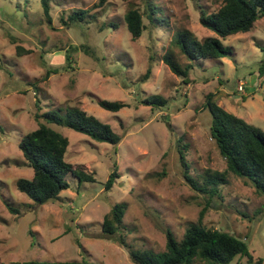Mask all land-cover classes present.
Segmentation results:
<instances>
[{
	"label": "rangeland",
	"instance_id": "1",
	"mask_svg": "<svg viewBox=\"0 0 264 264\" xmlns=\"http://www.w3.org/2000/svg\"><path fill=\"white\" fill-rule=\"evenodd\" d=\"M151 1L161 9L162 26L152 24L149 0H108L102 9L95 8L100 0H49L51 24L42 0H0V264H134L131 250L165 252L167 231L181 239L191 223L244 240L249 253L264 260V196L228 170L211 138L206 108L212 95L226 111L264 131V18L249 33L223 40L233 56L200 61L184 79L162 58L171 52L188 66L174 43L176 33L189 30L201 41L214 36L200 22L201 7L212 13L221 2ZM132 8L145 25L138 40L125 21ZM73 9L97 16L65 26L61 16ZM152 96L167 99V106L143 103ZM99 99L128 107L113 113ZM72 107L110 125L122 141L100 143L48 124L69 140L66 161L95 173L96 182L69 175L70 188L60 200L41 206L17 188L19 179L33 177L19 143L44 123L38 111L64 114ZM183 146L188 169L180 161ZM114 169L118 178L107 191ZM208 173L225 175L217 194L196 190L186 178L202 185ZM118 204L127 205L125 228L110 237L103 222ZM246 261L238 257L230 264Z\"/></svg>",
	"mask_w": 264,
	"mask_h": 264
},
{
	"label": "trees",
	"instance_id": "2",
	"mask_svg": "<svg viewBox=\"0 0 264 264\" xmlns=\"http://www.w3.org/2000/svg\"><path fill=\"white\" fill-rule=\"evenodd\" d=\"M107 1L100 0L95 8L102 9ZM219 1L221 6L217 11L208 13L201 7L200 12L202 26L212 31L214 36H209L201 41L189 30L178 31L175 35L174 43L190 61L188 66H182L171 52L163 56V62L177 76L187 79L193 65L200 61L233 56V48L226 46L223 40L230 36L249 33L254 29L256 22L264 18V0ZM42 7L46 20L51 24L49 0H42ZM148 11L153 25L159 27L165 24L161 17V9L151 0H149ZM96 16L97 13H91V10L73 9L69 14H63L61 20L65 26H72L95 19ZM125 21L133 40L141 38L145 30L141 12L137 9H130L125 16ZM85 49L88 52L89 49ZM262 49L264 51V48ZM22 50L21 47H17L18 55ZM151 72L150 67L145 74L146 79L150 77ZM261 72L264 73V66ZM49 73L50 71L47 75ZM143 103L154 108H163L167 106L168 101L161 96H152L144 100ZM98 104L113 113L128 107L125 102L102 99L98 100ZM36 106L40 111L39 105L36 104ZM206 108L212 117L211 138L221 156L226 160L228 170L249 182L259 194L264 196V131L226 111L214 100L212 95L207 97ZM39 111L36 118L42 119L45 124L40 123L36 130L26 134L19 143L27 167L33 170V177L19 179L17 188L30 200L42 206L60 200L61 193L70 188L67 181L69 175L76 177L80 183L96 182L95 173L88 174L83 170L78 171L66 161L69 140L49 127L48 124L66 127L85 134L97 142L114 146L121 143L122 136L115 133L110 125L103 123L80 107L68 108L64 114L60 110L46 113ZM181 148L180 161L188 169L183 150L185 146ZM117 178L118 173L114 169L104 185L105 190H111ZM186 178L196 190L205 194H217L216 188L226 180L222 173H208L202 185L188 175ZM0 187H2V183H0ZM4 202L11 212H16L8 200L5 199ZM126 210V204L114 206L104 219V234L111 237L125 228ZM120 243L127 246L122 237ZM130 257L134 264H194L196 261L207 264H230L238 257H246L245 264H264L262 258H256L249 253L244 240L224 231L206 228L201 223L189 224L181 239L168 230L165 252L131 250Z\"/></svg>",
	"mask_w": 264,
	"mask_h": 264
},
{
	"label": "built area",
	"instance_id": "3",
	"mask_svg": "<svg viewBox=\"0 0 264 264\" xmlns=\"http://www.w3.org/2000/svg\"><path fill=\"white\" fill-rule=\"evenodd\" d=\"M241 89H243V85H241Z\"/></svg>",
	"mask_w": 264,
	"mask_h": 264
}]
</instances>
